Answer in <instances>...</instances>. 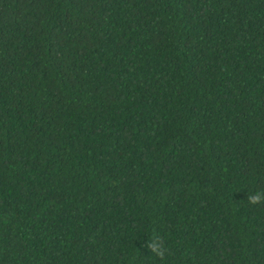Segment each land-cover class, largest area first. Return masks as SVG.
I'll use <instances>...</instances> for the list:
<instances>
[{"label": "trees", "instance_id": "1", "mask_svg": "<svg viewBox=\"0 0 264 264\" xmlns=\"http://www.w3.org/2000/svg\"><path fill=\"white\" fill-rule=\"evenodd\" d=\"M256 194L264 0H0V264H264Z\"/></svg>", "mask_w": 264, "mask_h": 264}, {"label": "clouds", "instance_id": "2", "mask_svg": "<svg viewBox=\"0 0 264 264\" xmlns=\"http://www.w3.org/2000/svg\"><path fill=\"white\" fill-rule=\"evenodd\" d=\"M251 199H252V202L255 203V202H257L260 199H264V194H256ZM152 247H153V251L156 252L157 255H161L162 254L160 252V249L155 244H153Z\"/></svg>", "mask_w": 264, "mask_h": 264}]
</instances>
